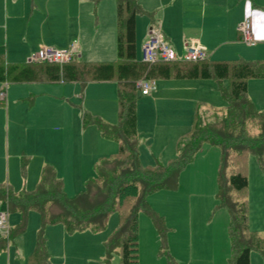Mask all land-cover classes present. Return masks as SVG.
I'll use <instances>...</instances> for the list:
<instances>
[{
  "label": "trees",
  "instance_id": "1",
  "mask_svg": "<svg viewBox=\"0 0 264 264\" xmlns=\"http://www.w3.org/2000/svg\"><path fill=\"white\" fill-rule=\"evenodd\" d=\"M145 12L137 0H115V48L113 62H83L72 56L68 62H9L0 45V83L105 82L117 84L116 124L107 127L96 115L82 113V126L94 125L102 137L116 142V151L100 157L95 164L96 177L85 181L84 188L69 196L54 168L45 164L32 190L14 191L0 184V211L18 213L19 224L0 237V250L8 241L26 230L27 215L39 216L40 229L26 264L51 262L43 236L44 227L60 224L68 234L104 230L108 217L118 214V224L104 242L107 257L117 249L119 264H137V216L146 213L158 234L164 237L162 217L147 203L146 197L158 190L177 188L180 173L206 143L218 149L217 209L228 214L227 264H250V254L257 251L264 260V238L249 228L247 164L253 157L264 180V109L259 110L247 97L248 81L264 78V59L248 61L240 57L197 62L170 61L148 64L135 55L136 16ZM214 79L225 101V114L200 122L197 108L190 128L177 138L176 155L164 164L144 165L139 160L136 82L140 79L208 80ZM226 81V86L222 83ZM26 160L21 159L24 171ZM162 249V246H161ZM170 263V260H168ZM172 263V261H171ZM173 264V263H172Z\"/></svg>",
  "mask_w": 264,
  "mask_h": 264
},
{
  "label": "rangeland",
  "instance_id": "2",
  "mask_svg": "<svg viewBox=\"0 0 264 264\" xmlns=\"http://www.w3.org/2000/svg\"><path fill=\"white\" fill-rule=\"evenodd\" d=\"M109 1L111 3L114 0ZM140 20H148L146 26L148 28L149 19L144 15H137L136 21ZM170 42L177 51L180 42L177 39H170ZM238 43L239 46H226L220 50L219 54L212 52L208 58L226 60L240 57L248 61L264 59L255 52L259 47L258 43L253 42L250 46L243 42ZM0 44L5 45L4 40ZM7 45L9 48L7 61L15 60L10 53L15 50V41L10 35L7 38ZM90 49L93 50V48ZM236 53L238 55H234ZM239 54L250 55V57L245 58ZM178 81L154 79L155 89L146 97L142 96L140 89H136L137 136L138 139L142 138L141 144L138 143V154L140 162L144 165L154 164V159L164 164L176 155L172 136H177L175 134L177 130L185 132L190 128L196 108L201 123L212 120L213 115L221 117L225 114V101L218 91L216 81L212 78L184 80L190 83V86H167L163 93L157 94L163 91L159 90L161 83H178ZM87 83L93 89H98V82L86 81L84 85ZM222 84L226 86V81ZM110 85L113 84L110 83ZM78 88L80 89V86ZM95 94L98 95V92L91 90L87 93L83 104L85 111H87L85 105L91 104ZM155 97L159 99L156 103L153 100ZM247 97L257 109H264V78L248 81ZM2 108L3 105L0 104V184H9L16 192L32 190L38 184V169L29 165L26 155L17 158L12 155L19 156L22 148L26 146V133L22 129L14 128V133L10 132L11 146L10 151L7 152L5 114ZM87 112L95 115L91 111ZM45 114L49 113L36 116L35 122L38 123L36 125L46 123L44 121L47 120L42 119ZM56 114L60 115L61 111H56ZM102 122L110 128L117 121L114 117L113 123L106 119ZM80 127L83 131L85 130L83 136H76L74 132L68 130L66 137L70 153L77 151L78 155V159L72 164L74 167L69 165L67 169V178L61 179L63 189L69 196L81 191L85 181L96 177L97 159L110 156L117 148L114 140L102 138L98 134L96 126L80 125ZM89 130L96 134L88 132ZM23 158L27 162L24 171L21 169ZM218 162V149L204 143L193 156L191 163L180 173L176 189L158 190L146 197L150 208L162 217L166 230L164 237H161L150 217L142 211L138 213L137 264H219L220 262L227 264L229 259V241L226 232L228 214L224 209H217L215 198ZM247 178L249 228L264 238V180L253 157L248 158ZM19 220L18 213H7V232L0 237H7L10 230L19 224ZM117 224L118 214L112 213L108 217L104 230L100 232L84 230L68 234L60 224L45 226L43 236L51 262L54 264H119L118 250L115 249L111 256L107 257L104 247L106 238ZM39 229V216L36 212L30 211L27 215L26 230L8 241L6 247L0 250V264H26V258L34 247ZM250 256L251 264H263L264 260L257 251H252Z\"/></svg>",
  "mask_w": 264,
  "mask_h": 264
},
{
  "label": "crops",
  "instance_id": "3",
  "mask_svg": "<svg viewBox=\"0 0 264 264\" xmlns=\"http://www.w3.org/2000/svg\"><path fill=\"white\" fill-rule=\"evenodd\" d=\"M137 1L145 12L153 14L155 21L152 24L149 20L148 28V20L136 21L135 55L138 61H142L141 44L153 26L173 50L170 39L180 42L179 51L174 50L178 57L182 55L184 45L192 41L198 42L209 57L212 52L219 54L226 46H239L237 44L241 41L237 28L247 18L251 21L254 43L259 46L255 52L264 57V0ZM9 35L15 41V50L10 52L15 60L9 62L31 61L32 56L44 47L61 50L72 45L73 55L80 61L113 62L116 60L115 0L111 3L109 0H0V43L4 40L5 56L9 52ZM240 56L250 57L244 54ZM169 82L159 85V90L163 91H159L158 95L167 86H190L184 80ZM97 84L98 89L81 82L0 83V91H4L0 104L5 114L7 152L11 146L10 132L14 133V128L22 129L26 133V146L19 156L12 155L16 158L26 155L29 165L39 172L43 165L49 164L59 178L65 180L69 165L74 167L72 164L78 159L77 151L70 153L66 137L68 130L76 136L84 134L85 130L80 125L87 93L91 90L98 92V95L93 96L91 104L85 105L87 111L97 115L101 121L106 119L113 123L114 117L117 118L116 82ZM154 89L155 86L147 95L142 96L150 95ZM153 100L155 103L159 101L156 97ZM56 111H61V114L57 115ZM42 113H49L42 118L47 121L36 125V116ZM88 132L96 134L92 130ZM182 133L177 130V136L170 135L176 152L179 148L177 138ZM141 139H138L140 144ZM168 143L173 144L170 141Z\"/></svg>",
  "mask_w": 264,
  "mask_h": 264
},
{
  "label": "built area",
  "instance_id": "4",
  "mask_svg": "<svg viewBox=\"0 0 264 264\" xmlns=\"http://www.w3.org/2000/svg\"><path fill=\"white\" fill-rule=\"evenodd\" d=\"M240 41L246 45H251L253 40L252 26L250 19H245L237 28ZM142 61L153 64L157 62L187 61L197 62L207 58L205 49L196 41L186 43L183 47V53L180 57L176 55L169 43L159 33L157 28L151 27L146 38L141 44ZM74 46L68 49H55L44 47L39 49L31 58V61H44L48 63H65L73 55ZM6 84H4L5 87ZM142 95H147L155 86L153 79H140L136 82ZM4 96V91H0V100ZM7 232L6 212L0 211V235Z\"/></svg>",
  "mask_w": 264,
  "mask_h": 264
}]
</instances>
